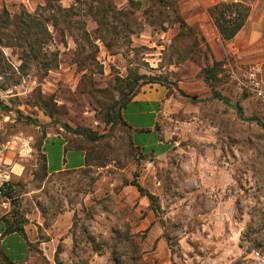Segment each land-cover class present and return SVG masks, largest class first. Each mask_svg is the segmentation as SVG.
Here are the masks:
<instances>
[{"label": "rangeland", "instance_id": "obj_1", "mask_svg": "<svg viewBox=\"0 0 264 264\" xmlns=\"http://www.w3.org/2000/svg\"><path fill=\"white\" fill-rule=\"evenodd\" d=\"M83 1L60 0L78 9L58 24L38 17L47 42L36 59H23L16 32L0 35V162L12 177L0 203L31 241L0 264H117V241L120 264H264L253 245L264 241V98L252 85L264 90V52L249 58L224 40L202 0ZM245 2L258 21L264 0ZM45 3L0 0V16L19 23ZM149 87L171 146L160 157L135 146L120 108L123 91ZM49 140L85 149L87 165L49 174Z\"/></svg>", "mask_w": 264, "mask_h": 264}, {"label": "crops", "instance_id": "obj_2", "mask_svg": "<svg viewBox=\"0 0 264 264\" xmlns=\"http://www.w3.org/2000/svg\"><path fill=\"white\" fill-rule=\"evenodd\" d=\"M202 1L208 5V8L222 1H240L246 3L245 0ZM252 19V14H249L244 26L231 39V42L235 44V49L241 50V54L249 58L258 55L257 53L264 52V15L258 18V21L251 22ZM160 97V91L149 87L147 90L144 89L135 95L122 111L124 120L129 125V128H131L135 146L146 154L158 157L163 156L171 149L170 144L161 139L157 128L159 113L161 111ZM140 136L143 137L141 140H139ZM50 143L51 140L46 142L44 152L46 154L49 174L77 170L86 165L87 151L85 149L74 146L68 140H64L62 144L60 141L53 142L54 144ZM2 204L5 209L8 208V202H3ZM10 213V211L3 212L0 203V252L7 258H24L29 253V250H27L29 245H27V241L19 232L9 230L11 224L14 221H18L16 220L17 216ZM28 241L31 242L30 240ZM43 243L46 242L42 241L41 244Z\"/></svg>", "mask_w": 264, "mask_h": 264}, {"label": "trees", "instance_id": "obj_3", "mask_svg": "<svg viewBox=\"0 0 264 264\" xmlns=\"http://www.w3.org/2000/svg\"><path fill=\"white\" fill-rule=\"evenodd\" d=\"M46 3L43 5H39L37 7V9L34 12H29V11H21L19 14H24L25 18L21 19L20 22L15 23V21L13 19H11V13L9 12V10L7 8H4L3 12L1 13L2 15L0 16V35H2V33H5L6 35H8L9 37L7 38L9 41L11 39V37H13V33L16 32V38L15 41H17V45H19V47L21 48V53L23 54V59H29V58H33L36 59L39 56H41V51H42V46L44 44V41H46V39H44L43 37L45 36H41L39 35L38 32V21L40 19H38V17H41V14H48V16H51V18H55V23L58 24V20L62 17H64V19L66 18L65 16H69V14H77V9L78 7L76 6H70V7H63L60 3V0H45ZM86 0H84L83 2H85ZM131 6H134L135 8H139L140 7V3L138 2H134L133 0H131ZM100 9L102 8H106V11L108 13H110V9H114L115 8L111 5V3H106V5L99 7ZM92 14H97L96 10L94 11L93 8H91ZM117 11V10H115ZM121 13H125L127 14L126 11L124 10H120ZM209 12L212 15L215 24L217 25V28L222 36V38L224 40H231L232 38H234L236 36V34L240 31V29L244 26L249 14H250V6L244 2H240V1H222L219 2L213 6H211L209 8ZM38 14L40 16H38ZM116 14V13H115ZM37 18V19H36ZM38 20V21H37ZM3 38H0V44H4ZM47 42V41H46ZM8 43V41L6 42ZM13 42H9V46H11ZM11 44V45H10ZM24 60V61H25ZM218 62H215L213 64V66H208L205 68V75L207 77V79H209V81H212V79L214 78V73L213 70L216 68ZM4 65L0 64V71H4ZM139 79L140 78H135L134 80H132V82L129 83L130 86V90H133L136 85L139 83ZM127 93L125 91L122 92V100L120 102V108H122V111L124 109V107L131 101L132 98H127L126 100L124 99L126 97ZM215 97L221 98L226 104L234 106L236 108V110L238 111L239 115L242 117V108L241 106H237L236 104L231 103L227 98H225L224 96H222L219 92H215ZM192 98H194V96H192ZM117 112V111H115ZM118 115V117L121 119L120 117V113L117 112L116 113ZM124 120V118H123ZM256 121L264 128V122L260 119H256ZM124 124H126V126L129 127V125L127 124V122L124 120L123 121ZM65 127H68L67 124ZM87 163H88V157L86 158ZM43 162H44V167L46 169V171L49 173L48 171V166H47V159H46V154L44 153L43 156ZM86 163V165H87ZM85 165V166H86ZM140 191L143 192V188L137 184L136 182L134 183ZM5 195L8 198H12L11 193L10 192H5ZM155 209H158V207L156 206ZM11 228L9 230H15L17 232H19L23 238H25V240L27 241V245H28V240L26 238L25 232H24V228L23 226L19 225V221H14V223L11 224L10 226ZM251 226H249L247 228V230L244 232L245 233V237L250 235L252 233L251 231ZM109 240H111V238H108ZM119 239V238H118ZM242 241H244V237L241 239V243ZM252 242V241H251ZM122 243L120 242H113L112 244V248H113V255H114V261L117 264L123 263V260L121 259V257L118 254V250L120 249V247L126 248V245L123 246H119V244ZM253 245H257L258 247H264V241L263 242H254L253 241ZM111 246V245H110ZM242 246V244H241ZM28 249V248H27ZM9 259H13V258H9ZM16 259H21V258H16ZM139 259V258H137ZM138 261V260H137ZM136 261V262H137ZM138 264H148V263H144L142 260L139 262H137Z\"/></svg>", "mask_w": 264, "mask_h": 264}, {"label": "built area", "instance_id": "obj_4", "mask_svg": "<svg viewBox=\"0 0 264 264\" xmlns=\"http://www.w3.org/2000/svg\"><path fill=\"white\" fill-rule=\"evenodd\" d=\"M252 79L254 80V82H252L254 89L257 91L259 96H263L264 98V90L260 88V82L254 76L252 77ZM11 179V172L7 168L3 167L0 162V196L4 195Z\"/></svg>", "mask_w": 264, "mask_h": 264}]
</instances>
